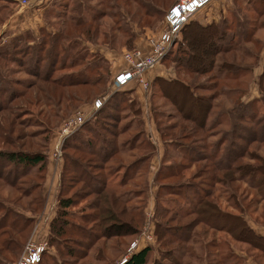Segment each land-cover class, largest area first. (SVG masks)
Instances as JSON below:
<instances>
[{
	"label": "rangeland",
	"instance_id": "obj_1",
	"mask_svg": "<svg viewBox=\"0 0 264 264\" xmlns=\"http://www.w3.org/2000/svg\"><path fill=\"white\" fill-rule=\"evenodd\" d=\"M12 1L13 2L0 0V79L8 78L9 76V79L13 80L15 84L19 80L26 82L32 80V82H35L36 84L30 89H24L22 86L10 83L16 89V93L11 94L10 96H8V90H6L8 85H6V89L3 88L2 85L0 87L2 88L0 89V202L2 203L0 204V218L5 212L4 207H6V209H10L8 216L6 217L9 224L14 218H16V221H14L16 226L21 225L26 218L31 220L29 226L25 228L21 235L22 248L15 251V256L13 254L10 255L8 252L3 253L4 257L9 258L6 264L15 262V260H17L23 253L27 243L36 240H43L48 244L41 264H118L123 258L128 257L135 250L142 248L145 245L152 246L154 253L157 254L159 243L155 235L156 220H158V217L155 216L156 202L159 204V208H161L160 212L162 216L167 215L169 217L175 214L170 210H176L179 202H182V198L176 197L173 194L163 193L160 194V199L157 200L156 191L158 190L160 183L176 182L179 178V182L189 181V184H194L198 188L206 190L207 193L211 192L212 194L207 197V200L219 205L220 208L226 212L236 215L240 214L245 220L247 226L253 229L254 232L255 227H257L258 230V227L264 225V210L262 211L261 206L264 203H261L260 205L255 203L254 200L258 198L259 191L251 187L254 177L248 172L238 171L235 176H232L223 170L214 171V168L209 164H206V166L208 165L207 168L203 165L205 164V161H200L198 163H190L191 166L188 169L181 171V173L183 172V177L168 178L157 181L154 180L155 172L162 162L161 160H163L164 155L169 159V156L174 154L176 149H179L182 156H186V158L188 157L185 148H177L175 143L176 140L179 139L184 140L189 145H193L194 142H197L195 144L203 147L201 150L203 154L211 155L214 153L212 147L214 143L219 138H223L220 142V144H222L221 147H226L224 152L225 154H229L230 158L233 153L237 152L236 144L241 145L240 149L242 152H255L256 154H259L260 158H264V135L261 131L264 127V83H262V79H260L261 74L264 72V45H254L255 43L251 42L245 43L244 40L241 39L239 48L241 49L244 46H251L253 49L252 54L254 56L252 57V54L251 57H245L243 55V59L238 60V63L241 65L235 73L238 77H233L234 80L229 79L230 84L228 85V87L233 86L236 89L234 90L235 95L233 98L228 99L224 97L223 99L221 96L223 89L224 93L229 91L228 88H225L228 79L222 78L224 81H221V75L219 74V72L222 71L227 72L224 71L225 68H223L224 66L222 64L214 68L211 73L205 76L195 73L192 74L184 70L183 73H178L175 71L170 53L166 57L164 56L161 63L153 69V76L158 75L165 80L179 77L185 79L187 82H195L197 88H199L195 91L196 94H208L204 91L203 86H205V88L209 87L214 89L216 99L213 106L215 105V107H213V113H211L207 120L208 126L211 123V128L207 126V132L204 130L201 132L198 131L196 134L198 139H194V136H192L194 132L190 129L192 124L184 120V118L181 117V115L172 107L170 102L161 97V94L158 93L156 88L152 87L150 90L141 89V101L137 99L134 90L129 91L130 99L136 100L137 105H131L130 110L126 107L121 110L123 112L122 118L125 119L121 122H124L122 123L123 126L126 124L124 127V130L126 131L118 137L117 143L118 145H121L123 141L131 139L135 132L140 131L138 141L135 143L138 148L131 150L130 153L115 155L116 157H114L107 166L111 167L112 173L108 180L109 187H117L121 182V176L124 169V164H116L117 160L119 162H130L133 158L137 157L148 158L147 162L144 163V168L137 173L136 178L128 182L130 185L121 189V191H125L129 188H135L137 185L139 188H147L145 203H143L141 199L129 203V205L133 207L128 208V210L131 211L132 214H136V217L140 220L139 223H137V221L134 223L135 226L138 227L136 232L130 236L120 235L119 237L98 239L93 244L90 252H88V257L81 260L67 256L62 250L63 244L60 239L58 241L57 239L49 241L50 222L53 217L56 216L57 212L56 198L61 177L60 172L63 168V151L61 160L58 162L53 155V150L59 142V136L64 122L71 117L76 110H83L88 114L92 109L94 101L98 97L106 95L107 100L111 94L117 91V89H112L111 82L113 72L123 66V64L121 65L122 51L126 49L127 46H140V44H143L144 42L147 45L149 38L157 39L165 29L164 21L166 10L177 0H167L166 5L160 14H156V6L150 4L152 6L149 8L154 12V15H144V11L138 12L137 5L133 1L128 8H124L123 6L115 8L101 7L99 3L101 0H65V2H67L65 8L59 5L52 9L49 8H51L54 0H28V3L25 6H21L19 0ZM106 1L109 4H112L111 0ZM247 4L248 3L240 1L236 2L234 5L233 0H217L200 12L198 16L196 15L197 18L194 16L193 19L204 24L212 19L206 18L215 16L218 21L223 16H228L227 12H230L231 10L233 11L236 5V8H238L239 5L242 9H245ZM91 8H99L104 11L103 14L106 13V15H103V18L99 20L103 23L101 31H106L108 25L115 27L117 31H114L115 37L113 40L111 38L112 32L110 30H107V39L102 35L91 36V39H87L84 36H78L76 34L78 33L79 28L76 23L73 24L68 17H74L75 19H80L84 22L85 19L87 20L91 17ZM129 9L130 12H128ZM45 11L46 13L44 14ZM62 11L67 13H63L65 16L59 19V12ZM118 11H120L121 17L115 14ZM244 12L245 11H243L244 16L251 19V25L258 22L252 14ZM198 17L201 18V20H199ZM68 28H72L71 33L67 31ZM122 29H126L128 35H124ZM64 30L65 33L63 36L70 37L71 45L76 46V44L80 42L79 47L82 46L86 48V50H82L79 55L74 57L78 56L79 58L83 57V55H87L88 59L84 60L85 64H90L93 61L98 62L99 64H103L102 66L107 70V74L104 73V84L101 87V90L96 91L90 100L76 103L71 108L66 106L65 103L59 104L57 98H52L58 90L57 85L54 86V88L48 87L51 88L52 92L50 93L48 100L45 101L43 99L39 100L40 95L37 93L36 86H46L43 81L45 74H49L52 78H55L63 76L64 74L72 72V70L78 68L76 66L72 67L73 61L71 60L75 52V49H73L74 47L68 49L69 47L66 46L67 54L60 48L59 60L63 57L65 62L62 65H55L54 62L48 67L46 73L43 72V69L47 64L45 63L40 74L37 76L33 75L34 73L31 70H28L27 65L23 64V61L17 60V62H14L8 55L9 52H12L11 49L13 48L11 45L12 40L14 39H19L22 42L26 41L27 44H35L38 40L43 39L48 43L46 45L44 44L45 49H47L49 44L53 42V35L57 33L59 34ZM73 32H76L74 39L71 37L74 36ZM129 33L131 34L130 37ZM257 34L264 39V29L259 30ZM180 37L181 33L176 40H179ZM59 43L63 47L67 44V41L60 40ZM108 44L113 45V49H111ZM172 45L173 42L171 46ZM175 46V44L172 46V51L175 50ZM68 50H70L69 53ZM242 53L243 52H241V54ZM52 65H54V67ZM95 72L102 71L95 68ZM154 93L156 94L152 98ZM232 106L238 110L237 114L234 113V117L235 114L238 116L236 122L239 123L236 124V139L232 137L233 134H231L230 131L231 122L228 118V110ZM139 108L142 110V119L144 121L141 120V112H139ZM96 110L87 120L91 119L90 121L92 122L93 119L94 121ZM222 111L227 112V114L219 115ZM217 112L219 113L216 116ZM212 114H214V117ZM240 114H242L243 117H240ZM216 119L221 122L217 124ZM113 122L115 125L118 123L117 121ZM177 125L184 126L183 131H181V137L177 136ZM238 125H240L241 128ZM248 125L250 127H247ZM242 127H246L247 130H244ZM161 129H164L163 132ZM253 130H256L257 134L261 136L259 138L257 137L256 142L251 141L253 138ZM118 131H120L119 127L115 129L114 133L118 134ZM185 133L186 135H184ZM237 134L240 135L239 137L241 138H239ZM64 142L65 141L62 142V149ZM151 143L154 144V148H152ZM38 150L43 151L46 155L43 171L39 170L37 167L29 169L19 168L17 165L9 163L4 157L7 152H33ZM222 153L223 152H221V154ZM131 156H133V158ZM225 159V164L221 165L224 169L231 164L229 163L231 162L230 160L227 161V158ZM237 160L238 161L231 166L232 169H234L238 163L247 164L248 167L252 168L260 163L258 159L252 160L247 159V157H240L237 158ZM113 168L114 171L112 172ZM201 170V177H199V179H192L191 174L193 172L199 173ZM213 171L216 176L214 179L210 175ZM233 172H235V170ZM231 177L236 178L233 183L229 180ZM125 179L127 180L126 177ZM143 180L144 184L142 182ZM11 184H15L16 187L12 188L10 186ZM77 184H79L77 187L75 185L69 188L70 193L82 190V188H80V183ZM183 184L185 185L187 183ZM27 186L30 187V191L33 190V193L29 197L21 195V191ZM171 191H173V189ZM233 191H235L236 194L235 198L228 200V196H230ZM64 193H68L67 190H65ZM17 198L19 199L18 201H16ZM93 198L94 195H89L82 200L78 199L76 203L77 205L69 209L70 212L73 213L72 216H76L75 218L71 216L74 218L73 221H83L84 218L92 219V216H86L94 212V210H90L92 206L90 202ZM258 200L256 202H258ZM158 201L161 202L159 203ZM135 202H140L136 207L137 210L133 205ZM248 204H251V206ZM236 206L243 208V211L236 209ZM164 208L166 211L163 210ZM140 211H142V213ZM14 213H17V215L14 216ZM193 218H195L194 215L189 216L187 220ZM181 222H186V220ZM83 223L84 222H82V224ZM91 224H93V222H86L83 225L89 227ZM200 228L201 225L198 226L195 231H201ZM72 232L74 233H68L70 237L86 240L84 238L85 236H83L80 231H78L80 234L75 231V229H73L71 233ZM212 232L213 235L202 238L203 244H207L212 236H214L215 241L212 239L214 242L213 244H216L215 242L218 244L216 247L214 245H204L205 250L210 252V255L208 256L209 263L246 264L241 258L244 260L246 254L250 255L252 254L251 251L254 250L249 243L237 240L225 231L215 230ZM15 236L16 234L13 235V237ZM6 237L7 235H0V244ZM133 244L135 245L132 246ZM84 245H87L86 241L84 242ZM94 255L99 256V259Z\"/></svg>",
	"mask_w": 264,
	"mask_h": 264
},
{
	"label": "trees",
	"instance_id": "obj_2",
	"mask_svg": "<svg viewBox=\"0 0 264 264\" xmlns=\"http://www.w3.org/2000/svg\"><path fill=\"white\" fill-rule=\"evenodd\" d=\"M7 1L13 2L12 0ZM132 1L136 3L138 12L144 11V15H154V12L150 10L152 6L150 4H154L156 6L155 13L160 14L167 2V0H111L112 4H109L106 0H101L99 3L101 7L117 8L123 6L124 8H128ZM240 1L248 3L245 9H242L239 5L238 8H236V5L233 11L231 10L230 12H227L228 16H223L218 21H211L203 24L198 22V20L193 19L198 13L195 14L190 21L182 27L180 39L175 40L173 43V45H176L175 50L172 51V45L164 55L166 57L171 53V60L173 61L175 71L178 73H183L184 70L192 74L195 73L205 76L211 73L214 68L222 64L224 66L223 68H225L224 71L227 72L222 71L219 72V74L221 75V81H224L222 78L228 79L227 84L225 83V88H228L229 90L225 93L224 89L222 90L221 96L223 99L224 97L228 99L233 98L235 95L234 90L236 89L233 86L228 87V85L230 84L229 79L234 80L233 77H238L235 74L238 67H241L238 60L243 59V55L245 57H251L253 52L251 46H244L241 49L239 48L241 39H243L245 43L251 42L255 43L254 45H264V39L257 34L259 30L264 29V0H233V3L235 5L236 2ZM174 3L175 2H173V4ZM59 5L65 8L67 2H65V0H54L49 9L56 8ZM170 7L171 6H169V8ZM242 10L245 11L244 13L252 14L258 22L251 25V19L244 16ZM64 11L59 12V19L64 17L67 13ZM128 12H130V9ZM90 13L91 17L87 20L83 18L85 19L84 22L80 19H75L74 17H68V19L71 20L73 24L76 23L79 28L78 33H75L78 36H84L87 39H91V36L99 35H102L107 39V30H110L112 32L111 38L113 40L115 37L114 31H117L115 27L108 25L106 31H101L103 23L99 20L102 19L103 15H106V13L103 14L104 11L99 8H91ZM115 14L121 17L120 11ZM67 31L71 33L72 28H68ZM122 32L124 35H128L126 29H122ZM64 33L65 30L59 34L57 33L53 35V42L49 44L47 49H45V45L48 43L43 39L38 40L35 44H27L26 41L22 42L19 39H14L12 40L11 45L13 48L11 49L12 52H9L8 55L14 62H17V60L23 61V64L27 65L28 70H31L34 73L33 75L37 76L40 74L45 63L47 64L45 65L43 72L46 73L48 67L54 62L55 65H62L65 62L63 57L59 60L60 48L67 54V47H69L68 49L74 47L73 49H75V52L71 60L73 61L72 67L76 66L78 68L72 70V72L64 74L63 76L55 78H52L49 74H45L43 81L46 86H36L37 93L40 95L39 100L43 99L45 101L48 100V97H50V93L52 92L51 88L48 87L54 88V86L57 85L58 90L52 98H57L59 104L65 103L66 106L71 108L76 103L90 100L96 91L101 90V87L104 84V73L107 74V70L102 66L103 64H99L98 62L93 61L90 64H85L84 60L88 59L87 55H83V57L79 58L78 56L74 57L79 55L82 50H86V48L82 46L79 47L80 42L77 43L76 46L71 45L70 37L63 36ZM75 33L73 32L74 36H71L73 39L76 36ZM130 36L131 34L129 33V37ZM60 40L67 41V44L62 47L59 43ZM109 47L113 49V45H110ZM132 47L134 46H127L126 49ZM69 51L70 50H68V53ZM241 52L243 53L241 54ZM253 56L254 55L252 54V57ZM52 66L54 67V65ZM95 68L102 72H95ZM150 79V89L152 87L156 88L158 93L161 94V97L169 101L176 112L179 113L184 120L192 124L190 129L194 131L192 134L194 139H198V136L196 135L198 131L201 132L204 130L207 132L208 127L211 128V123L208 126L207 120L211 113H213V107H215V105L213 106L216 99L214 89L209 87L205 88V86H203L204 91L208 94L200 95L195 92L199 89L197 88V84L195 82H187L183 78L176 77L165 80L164 78L155 75ZM260 79H262V83H264V72L261 74ZM10 83L15 84L13 80L9 79V76L8 78L0 79V87L2 85V87L6 89V85H8L6 89L8 90V96L16 93V89ZM35 84L36 83L32 82V80H29L28 82L19 80L15 85L22 86L24 89H30ZM132 90L133 89L131 88H123L111 94L106 102L96 110L94 121L93 119L92 122L90 121L91 119H86V121H84L75 132L67 137L64 142L62 149L63 168L60 172L61 177L56 198L57 212L56 216H54L50 222L49 241H54L56 239L58 241L60 239L63 244L62 250L67 256L73 257L74 259L81 260L88 257V252H90L93 244L98 239L119 237L120 235L130 236L138 229L134 223L136 221L139 223L140 220H138L139 218L136 217V214H132V212L128 210V208L133 207L130 206L129 203H133L140 199L145 203L147 188H139L137 185L135 188H129L125 191H121V189L130 185L128 182L136 178L137 173L144 168V163L147 162L148 158H133V156H131L133 160L130 162H119L117 160V165L124 164L121 182L117 187H109L108 180L112 173L111 167L107 166V164L116 157L115 155L130 153L131 150L138 148L135 143L138 141L140 131L135 132L131 139L123 141L121 145H118L117 143L118 137L126 131L124 130L126 124L123 126L122 123L124 122H121L125 120L122 118L123 112L121 110L125 107L130 110L131 105H137L136 100L130 99L129 97V91ZM155 94L156 93L152 95V98ZM139 112H141V120L144 121L142 119L141 108H139ZM237 112L238 110L234 106L228 110V118L231 122L230 131L234 138L236 124L238 123L236 122V118L238 117L236 115ZM218 113L219 112L216 113V116ZM234 113H236L235 117ZM223 114L225 115L227 112L222 111L219 113V115ZM212 116L214 117V114H212ZM240 117H243L242 114H240ZM218 119H216L217 124L221 122ZM113 121H117L118 123L115 125ZM238 126L241 128L240 125ZM117 127L120 128V131H118V134H115L114 131ZM183 127V125L178 126L177 136H182L181 131H183ZM247 127L250 126L248 125ZM242 128L247 130L246 127ZM163 130L164 129H161L162 132ZM261 131L264 135V127ZM184 135H186V133ZM237 136L239 137L240 135L237 134ZM252 137L251 141L256 142L257 137L259 138L261 136L257 134L256 130H253ZM222 140L223 138H219L214 143L212 146L214 153L211 155L203 154L201 152L203 147L195 144L197 142H194L193 145H189L184 140H176L175 144L177 148H185L188 157L186 158V156H182L179 149H176L174 154L169 156V159L164 155L163 160H161L162 162L155 172L154 180L157 181L168 178L183 177V172L181 173V171L188 169L191 166L190 163L205 161V164L203 165H211V167L214 168V171L223 170L232 176H235L238 171L248 172L253 175L254 178L251 187L259 191V196L254 201L259 205L264 203V158H260L259 154H256L255 152H242L240 144H236L237 152L233 153L230 158V155L225 154L224 152L226 147H221L222 144H220V142ZM151 146L154 148V144L151 143ZM221 152L223 153L221 154ZM4 157L9 163H13L19 168L29 169L37 167L42 171L46 159L45 153L41 150L33 152H7ZM240 157H247V159L252 160L258 159L260 163L253 168L248 167L247 164L238 163L235 168L232 169L231 166L234 165V163L238 161L237 158ZM183 158H186L185 161L187 162H185ZM225 158H227V161L230 160L231 162L229 163L231 164L224 169L221 165L225 164ZM206 167L208 168V165ZM234 170L236 173L233 172ZM113 171L114 168L112 172ZM214 171L210 174L213 179L216 178ZM201 173L202 170L199 173L193 172L191 174L192 179H199ZM179 180L180 178L176 182L160 183L158 190L156 191L157 200L160 199V194L163 193L173 194L176 197L182 198V202H179L176 210H170L175 214L169 217L167 215L162 216L160 212L161 208H159L160 206L156 202L155 216L158 217V220H156L155 235L159 243L157 248L158 253H154L152 246L145 245L131 253L123 264H211L208 261L210 252L205 250V246L214 245L216 247L218 244L217 242H215L216 244H213V240L215 241L214 236H212L207 244H203L202 238L213 235L212 231L215 230L225 231L233 238L249 243L253 249L258 250L256 255L264 254V236L254 232L253 229L247 226L245 220L240 214L236 215L224 211L219 205L207 200V197L212 194L211 192L207 193L206 190H202L194 184H189V181L179 182ZM229 180L233 183L236 178L231 177ZM142 182L144 184V180ZM77 183H80V188H82V190L70 193L69 188L75 185L77 187V185H79ZM183 183L187 184L184 185ZM10 186L12 188L16 187L15 184H11ZM172 189L173 191H171ZM65 190H67L68 193H64ZM32 193L33 190L30 191V187L28 186L21 191V195L26 197H29ZM89 195H94L93 200L90 202L92 204L90 210L92 209L94 212L86 217L92 216V219L84 218L83 221H73L76 216H72L73 213L70 212L69 209L77 205L76 203L78 199L82 200ZM235 195V191H233L231 195L228 196V200L235 198ZM18 200L19 199L17 198L16 201ZM257 200L258 202H256ZM158 202L160 203L161 201ZM138 203L140 202H135L133 204L136 210L137 205H139ZM0 204L2 203L0 202ZM248 205L251 206V204ZM263 205H261L262 211L264 210ZM236 207V209L243 211V208ZM4 209L5 212L0 218V235H7V237L2 240L0 244V264H6L9 259L4 257V252H8L10 255L13 254L15 256V251L22 248L21 235L25 228L31 223V220L26 218L21 225L16 226L14 222L16 221V218H14L9 224L6 217L8 216L10 209H6V207H4ZM163 210L166 211L165 208ZM140 212L142 213V211ZM16 215L17 213H14V216ZM193 215L195 218L187 220L189 216ZM185 220L186 222H181ZM82 222H93V224L89 227H85ZM200 225L201 231H195ZM73 229L77 232L80 231L83 236H85L84 238L86 240L70 237L68 233L73 234L74 232L71 233ZM80 232L78 233L80 234ZM15 234L16 236L13 237ZM85 241L87 242L86 246L84 245ZM46 249L42 253L38 264L42 263ZM256 255L254 254V256ZM94 256L99 259V256ZM241 259L245 262L243 258Z\"/></svg>",
	"mask_w": 264,
	"mask_h": 264
},
{
	"label": "built area",
	"instance_id": "obj_3",
	"mask_svg": "<svg viewBox=\"0 0 264 264\" xmlns=\"http://www.w3.org/2000/svg\"><path fill=\"white\" fill-rule=\"evenodd\" d=\"M217 0H177L167 10L165 14V29L155 38H149L146 47L134 46L124 49L121 53L123 66L113 75L112 89H123L134 84L144 90L150 89L151 79L149 72L161 63L165 53L174 43L181 33L182 27L200 11L208 7ZM21 6H25L28 0H19ZM113 90V91H114ZM106 100V95L98 97L90 112L83 110L76 112L69 117L63 124L60 132L59 142L53 150V155L59 162L62 157V142L77 130L90 117L96 109L100 108ZM133 244L132 246H134ZM47 248V243L43 240L30 241L24 248L20 257L10 264H38L42 253ZM127 257L123 258L118 264H123Z\"/></svg>",
	"mask_w": 264,
	"mask_h": 264
},
{
	"label": "crops",
	"instance_id": "obj_4",
	"mask_svg": "<svg viewBox=\"0 0 264 264\" xmlns=\"http://www.w3.org/2000/svg\"><path fill=\"white\" fill-rule=\"evenodd\" d=\"M202 12V11H201ZM200 13H198L197 14V16L199 15ZM196 17V16H195ZM204 17V16H203ZM197 18V17H196ZM210 18H212L209 22H211L212 20H215V21H217V19L215 18V16H210V17H208V18H206V19H210ZM198 19L199 20H201V18H199L198 17ZM207 23V22H206ZM140 46L141 47H146V44H145V42L143 43V44H140ZM121 65H122V63H121ZM158 66V65H157ZM121 67V66H120ZM154 69V68H153ZM153 69L149 72V77L151 78V77H154L153 76ZM119 69H116V71L115 72H113V75L118 71ZM126 88H131V89H133L134 90V93H136V97H137V99L139 100V101H141V99H142V90H141V88L140 87H137V86H134L133 84H130V85H128V86H126L124 89H126ZM140 92V93H139ZM259 229L257 230V227H255V232L256 233H258V234H260V235H262V236H264V225H261L260 227H258ZM252 252V254H246V256H245V258H244V260H245V263L246 264H264V254H260V255H256V253H257V250L256 249H254L253 251H251ZM244 253V252H243ZM254 254L256 255V256H254Z\"/></svg>",
	"mask_w": 264,
	"mask_h": 264
}]
</instances>
